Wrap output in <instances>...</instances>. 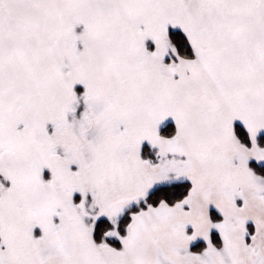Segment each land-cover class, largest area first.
Masks as SVG:
<instances>
[{
  "label": "snow or ice",
  "instance_id": "snow-or-ice-1",
  "mask_svg": "<svg viewBox=\"0 0 264 264\" xmlns=\"http://www.w3.org/2000/svg\"><path fill=\"white\" fill-rule=\"evenodd\" d=\"M0 264H264V0H0Z\"/></svg>",
  "mask_w": 264,
  "mask_h": 264
}]
</instances>
